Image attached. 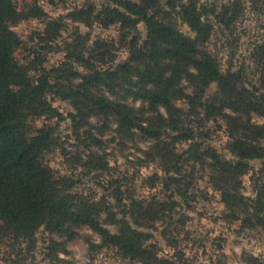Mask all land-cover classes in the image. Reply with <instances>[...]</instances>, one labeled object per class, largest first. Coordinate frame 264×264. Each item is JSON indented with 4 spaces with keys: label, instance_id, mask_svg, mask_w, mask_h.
<instances>
[{
    "label": "trees",
    "instance_id": "trees-1",
    "mask_svg": "<svg viewBox=\"0 0 264 264\" xmlns=\"http://www.w3.org/2000/svg\"><path fill=\"white\" fill-rule=\"evenodd\" d=\"M240 2L231 0L219 11L201 0H105L100 8L91 4L76 9L67 15L73 25L63 60L46 68V54L67 27L64 17L47 21L42 33H34L46 48L44 55L33 50L32 59L21 62L15 52L23 43L13 27L44 13L37 6L21 11L13 0H0V243L34 242L43 229L56 237L50 239L49 250L57 259L79 238L91 248L109 246L141 264H179L182 258L178 251L174 259L158 257L148 232L154 223L170 217L173 201L152 198L145 204L123 196L120 187L112 191L115 205L104 198L90 199L75 190L72 177L45 163L44 155L60 148L65 160L77 167L101 173L111 168L92 151L83 158L59 144L52 122L64 116L50 96L71 105L70 121L78 131L84 129L92 145L101 147L96 134L105 132H113L119 143L138 144L141 139L148 144L141 152L148 161L158 162L166 190L183 196L189 186L183 181L186 170L196 165L208 170L226 218L238 221L242 229L264 232V164L251 176L254 197L242 193V177L252 169L251 162L264 159V122L252 120L253 116L264 120V44H255L250 54L258 71L256 83H249L243 66L235 70L232 60L223 69L206 46L214 30L209 18L229 28ZM94 23L118 27L125 60L114 63L118 48L113 39L90 43V35L80 31V24L90 28ZM140 23L144 37L138 33ZM182 24L192 36L181 31ZM212 84L216 90L206 96ZM201 112L205 120L225 122L226 148L233 159L194 140L197 134L187 120H198ZM40 119L44 123L36 127ZM182 142L189 145L178 151ZM151 179L154 184L159 176ZM85 229L97 235L99 243ZM163 237L177 249L165 231ZM244 262L260 264L252 255H244Z\"/></svg>",
    "mask_w": 264,
    "mask_h": 264
},
{
    "label": "rangeland",
    "instance_id": "rangeland-1",
    "mask_svg": "<svg viewBox=\"0 0 264 264\" xmlns=\"http://www.w3.org/2000/svg\"><path fill=\"white\" fill-rule=\"evenodd\" d=\"M104 1L13 0L21 11L37 6L44 13L40 18L23 20L13 27L23 43L22 47L16 50V57L21 62H26L32 59L33 50H38L43 56L46 48L38 44L34 33H42L47 21L63 16V22L67 24V27L60 32V37L54 44L56 46L46 54L44 63L46 68L59 64L63 60L64 46L69 40L73 25L67 15L76 9L87 8L91 4L100 8ZM201 1L216 6V10L219 11L221 5L229 4L231 0ZM209 20L214 24V30L206 44L208 50L219 58L223 69L226 68L228 61L232 60L235 70L243 66L249 83H256L258 71L250 54L255 44H264V0H241L239 13L227 29L220 23H216L213 17ZM218 26L223 35L219 32ZM79 28L83 34L90 35V43L96 39H113L118 48L114 52L116 56L114 63L126 59V48L118 42L117 26L103 28L98 23H94L90 28L82 24ZM180 28L184 34L193 35L186 25L182 24ZM137 29L138 33L144 37L143 24L140 23ZM215 90L216 85L212 84L206 96L211 95ZM49 99L64 116V120L52 122L56 124L59 144L72 153L78 152L77 154L83 158L92 151L95 156H100L111 167L105 173L88 171L66 161L60 148L46 153L43 157L45 163L59 174L72 177L76 181L77 192L94 200L104 198L108 203L115 205L112 191L120 187L123 196L145 201V204L152 198L174 202L170 217L159 220L148 230L152 235L150 243L155 244L158 257L174 259L175 251H178L182 255L179 264H246L244 255H252L260 264H264V232L260 228L242 229L238 221L226 218L227 212L221 202L220 194L211 185L208 170L198 165L186 170L183 181L186 184L189 183V186L187 193L183 196L172 190H166L162 184L164 172L158 162L148 161L141 152L148 144L141 139L138 144L119 143L113 132H105L102 136L96 134L102 140L101 147L92 145L83 133L84 129L78 131L70 121L68 114L73 112L71 105L57 97L50 96ZM177 104L184 108L188 107L184 102ZM203 117L201 112L198 120L192 118L187 120L190 123L188 126L197 134L194 140L214 148L226 159H233L226 148L229 139L225 122L221 118L205 120ZM252 120L259 124L264 122L257 116H253ZM43 123V119L36 120L35 126L40 127ZM92 123L95 124V121ZM88 145H91L90 149ZM188 145V142H182L176 147L178 151H182ZM262 164L264 159L252 161V169L242 177V193L247 197H254L251 176ZM156 174L159 179L153 184L151 178ZM124 203L128 201L124 200ZM107 228L110 231L115 230L111 225H107ZM164 231L169 238L176 241V250L167 245L163 237ZM84 232L90 235L93 241L99 243L97 235L88 229ZM51 238L56 237H50L47 232L40 229L36 233L34 242L9 239L3 241L0 243V264H141L122 257L109 246L100 249L91 248L83 238L69 244L68 254L59 253L57 259L49 250Z\"/></svg>",
    "mask_w": 264,
    "mask_h": 264
},
{
    "label": "water",
    "instance_id": "water-1",
    "mask_svg": "<svg viewBox=\"0 0 264 264\" xmlns=\"http://www.w3.org/2000/svg\"><path fill=\"white\" fill-rule=\"evenodd\" d=\"M218 30H219V32L221 33V35H223V33H222V30H221L220 26H218Z\"/></svg>",
    "mask_w": 264,
    "mask_h": 264
}]
</instances>
